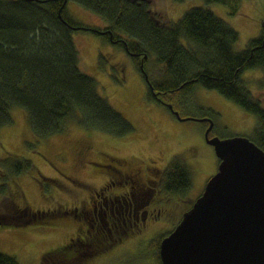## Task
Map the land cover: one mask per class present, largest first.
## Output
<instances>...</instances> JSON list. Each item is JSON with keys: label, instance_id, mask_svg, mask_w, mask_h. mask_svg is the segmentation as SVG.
Listing matches in <instances>:
<instances>
[{"label": "trees", "instance_id": "16d2710c", "mask_svg": "<svg viewBox=\"0 0 264 264\" xmlns=\"http://www.w3.org/2000/svg\"><path fill=\"white\" fill-rule=\"evenodd\" d=\"M204 1L226 6L235 15L244 0ZM69 3L97 16L106 27L90 28L77 22L67 10ZM152 4V0H0V130L12 125L13 111L21 109L36 139L55 137L72 125L119 139L133 135V124L101 95L96 79L82 71L73 38L76 32L102 37L98 31L108 30L114 40L124 39V44L115 46L134 59L148 86L149 100L172 105L186 118L181 108L185 94L193 97L196 87L216 91L255 116L249 138L264 150V107L243 80L245 72L260 70L264 84V29L260 38L237 52L239 33L213 12L196 8L177 23H166ZM107 37L102 38L110 43ZM199 109L204 119L218 120L213 110ZM19 161H14L16 166L0 161L3 216H8L10 199L1 197L9 176L33 169L30 161L23 160L24 165ZM192 176L183 160L174 159L166 173L167 187L185 196L193 187ZM19 210L14 207L15 212ZM162 240H157L158 248ZM64 252L66 248L55 253L64 256ZM52 259L44 255L42 264ZM79 260L87 263L91 258L79 256ZM0 264L17 261L0 253Z\"/></svg>", "mask_w": 264, "mask_h": 264}, {"label": "rangeland", "instance_id": "374dc122", "mask_svg": "<svg viewBox=\"0 0 264 264\" xmlns=\"http://www.w3.org/2000/svg\"><path fill=\"white\" fill-rule=\"evenodd\" d=\"M152 2L153 11L166 23H177L186 12L196 8L213 12L239 33L240 40L235 47L237 52L244 51L252 40L260 38L264 29V0H244L235 15L226 6L207 4L204 0ZM67 10L74 20L84 26L106 27L100 18L74 3H69ZM73 38L80 54L82 71L96 79L101 95L133 124L136 131L131 136L119 139L72 125L55 137L36 139L26 112L15 109L12 113L13 124L0 130V161L16 166L14 161L20 158V165H24L23 160H28L33 169L9 176L7 188L1 197L10 199L6 213L9 216L13 214L15 206L27 207L33 212H54L61 206L73 207L77 197L87 199L88 193L107 179L100 172L104 170L103 162L109 156L125 159L136 166L148 163L155 168L151 171L153 176L158 175V169L164 172L174 159H181L193 173L190 191L182 198H173L176 200L166 207L162 218L143 236L123 237L126 245L119 244L97 261L93 259L87 263L160 264L157 240L167 237L176 229L184 214L202 196L218 168L214 148L205 141L207 126L196 121L204 119L199 106L218 115L215 134L220 137H251L256 125L255 116L216 91L196 87L194 98L185 94L181 99L184 115L194 120L178 121L165 105L149 100L146 81L137 70L134 59L122 49L91 32H76ZM243 80L264 106L262 71H247ZM93 160H98L100 164L93 165ZM79 189H82L79 195H73ZM54 221L53 218L39 219L21 227L11 226V232L28 242L25 251L19 252V264H40L46 254L52 255L56 261L68 262L72 259V252L65 246L73 236V228L67 225L68 230L63 233L61 229L68 221ZM132 238L135 239L134 244L130 243ZM42 239H45L44 243H38ZM63 247L66 248L64 256L57 255L55 252L62 251ZM0 251L11 257L17 256L5 245H0ZM66 261L62 264H69Z\"/></svg>", "mask_w": 264, "mask_h": 264}, {"label": "water", "instance_id": "95a60500", "mask_svg": "<svg viewBox=\"0 0 264 264\" xmlns=\"http://www.w3.org/2000/svg\"><path fill=\"white\" fill-rule=\"evenodd\" d=\"M147 59V57H145ZM167 108L181 122L172 105ZM218 172L160 244L161 264H264V150L249 137L210 138ZM1 226V223H0Z\"/></svg>", "mask_w": 264, "mask_h": 264}, {"label": "flooded vegetation", "instance_id": "af4514ba", "mask_svg": "<svg viewBox=\"0 0 264 264\" xmlns=\"http://www.w3.org/2000/svg\"><path fill=\"white\" fill-rule=\"evenodd\" d=\"M103 32L105 35L101 34ZM98 34L102 37L108 36L107 38L112 45L124 44V39L114 40V35L108 34V30L98 31ZM261 104L263 106V103ZM175 118L177 119V117ZM208 119L214 122V129L210 138H221L215 134L216 122L213 119ZM205 124L207 127L204 132L206 133L210 123ZM129 159L132 160V158ZM217 160L219 166L220 161L218 158ZM91 163L93 165L100 164L98 160H93ZM103 164L104 170L100 174L106 175L107 179L101 182L92 193L89 192L87 199L77 197L73 207L61 206L54 212H33L30 208L19 207L20 210L14 211L10 216L0 215V245L9 247L17 254L16 257L12 256L17 264H19L18 256L21 255L19 252L25 251V245H28V242L11 232L13 230L12 225L21 227L32 224L39 219L52 218L55 223H60L66 219L68 223L62 227L61 231L64 233L68 230L67 225L73 228V236L67 240L65 247L75 256L73 260L66 261V263L87 264L88 261L87 263L81 262L79 256L82 259L89 256L91 260L97 261L114 250L119 244L126 245L124 243L126 239L123 237L133 235L132 237L137 238L143 236L145 231H150L151 227L162 218L166 207L176 200L173 198L183 197L180 192L168 189L166 178L168 168L164 172L158 169V175L153 176L151 171L155 168L147 165L148 163H145V166L140 164L136 166V164H130L125 159L121 160L109 156ZM80 190L82 189L73 195L78 196ZM134 240L132 238L130 243L134 244ZM44 241L45 239H42L38 243L41 244ZM52 242L56 243V240L52 239ZM0 253L2 252L0 251ZM43 258L44 256L40 264L43 263ZM62 263L64 262L59 259L57 261L53 259L49 262V264Z\"/></svg>", "mask_w": 264, "mask_h": 264}]
</instances>
